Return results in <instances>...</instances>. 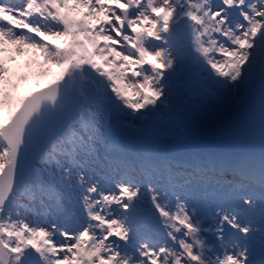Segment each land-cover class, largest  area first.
Wrapping results in <instances>:
<instances>
[{"label": "snow or ice", "instance_id": "6c2138e0", "mask_svg": "<svg viewBox=\"0 0 264 264\" xmlns=\"http://www.w3.org/2000/svg\"><path fill=\"white\" fill-rule=\"evenodd\" d=\"M0 264H264V0H0Z\"/></svg>", "mask_w": 264, "mask_h": 264}, {"label": "rangeland", "instance_id": "374dc122", "mask_svg": "<svg viewBox=\"0 0 264 264\" xmlns=\"http://www.w3.org/2000/svg\"><path fill=\"white\" fill-rule=\"evenodd\" d=\"M34 86H36V80H35V78H33V79L29 82V84L26 85V86L22 89V91H28L31 87H34Z\"/></svg>", "mask_w": 264, "mask_h": 264}]
</instances>
